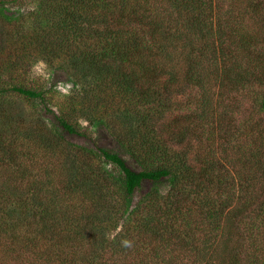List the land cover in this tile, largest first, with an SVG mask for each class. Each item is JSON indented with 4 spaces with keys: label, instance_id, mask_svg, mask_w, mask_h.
I'll return each mask as SVG.
<instances>
[{
    "label": "trees",
    "instance_id": "16d2710c",
    "mask_svg": "<svg viewBox=\"0 0 264 264\" xmlns=\"http://www.w3.org/2000/svg\"><path fill=\"white\" fill-rule=\"evenodd\" d=\"M32 2L4 15L0 264H264V0ZM36 56L55 104L13 76Z\"/></svg>",
    "mask_w": 264,
    "mask_h": 264
},
{
    "label": "rangeland",
    "instance_id": "374dc122",
    "mask_svg": "<svg viewBox=\"0 0 264 264\" xmlns=\"http://www.w3.org/2000/svg\"><path fill=\"white\" fill-rule=\"evenodd\" d=\"M34 7L35 6L32 0H23L16 3L6 4L5 9H0V64L7 59L9 54H13V48L11 44H13L14 41L12 36L14 35L17 28H19L18 26L20 22H26L27 20L24 19H31V17H33ZM4 15L12 17L14 16L16 18L21 17V21H19V23L16 21L9 22L5 19ZM256 34L260 35L263 43L260 42L258 45H256V48L252 53L254 55L252 58L257 57L258 59L264 61V30H259ZM16 46L19 48L20 44H17ZM250 60L252 61L253 59ZM20 69L21 71L15 72L13 75L14 78H17L18 83L26 86H32L34 82L42 83L44 85L53 84V89L57 91V96H53V104H55L60 99L61 94H67L70 90V82L63 75H61V73L59 74L57 72L58 74L51 75L52 68L43 62L40 56H36L33 58V60H29L27 65L20 67ZM261 92V87L253 86V93L248 96L249 103L252 102L253 104H257L258 100L260 99ZM255 115L264 119V115L262 113ZM99 141V143L103 146H113V143L108 137L102 136Z\"/></svg>",
    "mask_w": 264,
    "mask_h": 264
},
{
    "label": "clouds",
    "instance_id": "9594fccd",
    "mask_svg": "<svg viewBox=\"0 0 264 264\" xmlns=\"http://www.w3.org/2000/svg\"><path fill=\"white\" fill-rule=\"evenodd\" d=\"M124 243H125L126 245H129V244H130V242H128V241H125Z\"/></svg>",
    "mask_w": 264,
    "mask_h": 264
}]
</instances>
